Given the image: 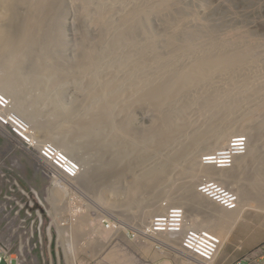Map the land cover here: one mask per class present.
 Instances as JSON below:
<instances>
[{
	"label": "rangeland",
	"instance_id": "1",
	"mask_svg": "<svg viewBox=\"0 0 264 264\" xmlns=\"http://www.w3.org/2000/svg\"><path fill=\"white\" fill-rule=\"evenodd\" d=\"M36 1L20 0L21 3L14 5L17 15L28 14L31 3ZM229 1L226 0L228 6L233 7L232 12L231 14L226 12L223 15L228 17L234 14L235 19H237L236 24H239L237 25L238 29H240V24H247L249 28L257 32L259 30V34L264 33V0H259L253 10L246 9L248 4L254 2L253 0H237L239 6L234 3V0ZM109 2L115 4V0H109ZM191 3L197 14L205 12L200 8H195L197 6L194 5L193 1ZM244 8L247 11H244ZM209 14L211 15V13ZM70 20V8L66 6L60 20L62 31L58 35L43 34L46 31L45 21L39 25L32 23L30 26L33 30L31 32L29 28L28 35H22L19 31L12 30L9 34L10 41L3 40L4 47L0 48V75L6 73L8 69L9 59L4 60L6 55L2 52V49L6 48L11 53L13 52L12 54L16 57L14 62H17L13 63L10 89L12 88L13 93L24 99L23 110L26 116L34 120L35 125L24 114L23 116L31 124L37 138L50 140L48 139L51 138L49 136H64V140L78 150L75 153L77 158L82 160L84 157H88L93 165L94 169H92H98L99 172L92 176L91 180L94 179L95 181L89 180L90 182H87V174H83L77 180L67 181L66 186L61 187L60 190L56 189L46 175V167L50 165L40 159L38 150L25 146L16 137L12 127L0 124V244L11 252L18 251V256L26 259L23 264H51V262L59 264L56 254L59 252L63 257V251L65 255H68L69 249L67 245L66 247L61 246L59 239L61 230L56 225H52V230H49V225L53 219L49 210L53 211L57 222L66 225L64 234L65 238L69 239L70 235L67 232H69V226L72 222L71 212L73 209H79L82 212V218L76 222L77 227L74 228L72 239L77 250L76 256L79 257L81 264L89 262L95 264L96 261H91L92 258L99 259L100 264H178L169 246L165 248L160 246L159 249H156L152 245V242L158 243L164 240L159 238V240L153 241L146 237L143 238V235L141 237L138 234V230H141L142 224L148 220L151 212L158 211L155 210L157 201L160 202L161 199H166L170 195L176 196L177 192L182 195L185 182L192 179L188 177L186 172L192 160L190 149L193 148L199 138L201 139V136L191 130H203L202 132L205 131L204 134H206L207 131L210 132L213 129L215 122L224 123L231 119L233 122L235 121L234 130H242V127L245 126L253 134L260 119L264 117V100L261 95V92L264 91V40L258 44L254 63L249 61L246 63L247 65L245 64L246 66L240 67V70L227 71L223 75L225 78L216 75L212 77L214 79L204 83L197 81L193 85L196 89L190 87L188 93L176 97L175 104L182 108L187 100L193 103L191 107H184L185 109L181 110L182 117L180 116L181 123H178L179 125L176 118L171 121V125L168 124L167 134L168 139H170L168 143L164 136L161 137L167 130L160 132L159 112L157 111L160 108L157 103L155 104L156 101L145 98L142 104L126 107L122 101L116 99L113 106H107L108 101L102 99L94 91L95 89L90 88L92 86L89 79L82 71L84 59H82V48L77 39L79 29L70 30ZM85 33L87 40L93 42L94 35ZM248 46V43H244L243 48ZM253 65L255 66L253 67ZM111 78L113 79V77ZM240 86H247L246 88L251 87L256 90L250 93L243 90L246 95L249 94L246 96L243 92L238 91ZM114 87L119 88L116 81H114ZM229 88H232V91ZM127 96V92H125L126 100ZM248 97H251V102H249L252 105L247 102ZM242 98L246 100L243 101ZM217 102H223L226 107H221ZM230 107L231 109H229ZM233 108L237 109L233 110ZM33 112L37 115L33 116ZM90 116L93 117L91 122ZM228 116L232 117L228 118ZM109 119H113L115 129H111L109 126ZM84 126L93 130L90 132L91 137L89 139L83 137L82 128ZM178 126L187 128L180 131ZM194 127L197 128L194 129ZM263 128H260L262 133L259 139L263 142L260 141L261 145L258 147V160L249 166L251 169H247L246 176L244 175L247 183L254 180L255 173L264 171ZM108 135L117 136V138L116 140L115 137L114 139H105ZM151 135L154 138H149ZM126 136H130V139L125 138ZM36 142L39 143L38 140ZM127 145H130L131 149L127 150L129 154L123 163V168L126 169L124 175L115 182V185L108 180L102 185L98 184V180L103 177L100 173L101 170H99L103 161L112 156L116 149H126ZM171 147L173 150L178 149V152L170 151L169 148ZM99 148L102 149L99 150ZM141 149H146L143 153L147 154V160L146 158L138 160ZM202 150L203 148L198 150L199 152L197 151L199 155L197 158L205 151ZM169 152L174 156H179V160L173 168L166 164L165 158ZM159 160L161 161L158 172L152 173L150 178L140 187V190H137V195L144 197L143 201L137 206L127 205L126 201L132 194L129 188L132 172L137 173L143 168L149 167L151 162L153 164ZM91 183L94 185L92 186ZM257 183L259 187L254 186L255 190H252L251 193L250 204L252 209L247 215V221H241L232 229L230 235L223 242L214 264H235L239 258L255 247L264 246V205L260 204L258 200L260 187L264 185V176L258 179ZM261 191L264 192V189ZM154 201L155 203L151 204ZM170 201L174 202L171 199ZM19 203L29 207L31 215L27 212L26 207L21 209L18 214ZM143 209H151L146 218L140 212ZM59 211L62 214L58 215ZM40 215L42 217L41 225ZM103 218H111L120 222L126 230L124 232H112L103 229L99 225ZM97 228L98 231L93 234ZM22 244L23 247H21Z\"/></svg>",
	"mask_w": 264,
	"mask_h": 264
},
{
	"label": "bare ground",
	"instance_id": "2",
	"mask_svg": "<svg viewBox=\"0 0 264 264\" xmlns=\"http://www.w3.org/2000/svg\"><path fill=\"white\" fill-rule=\"evenodd\" d=\"M191 1L197 6L195 8H200L203 12L205 11V14H197ZM191 1L115 0V4H111L109 0H37L36 2H30L31 7L29 6L28 14L17 15V10L14 8V5L19 4L20 0H0V48L4 47L3 40H6V42L10 41L9 34L12 30L19 31L22 35H28V32L33 30L30 26L32 23H38L39 25L45 21L46 31L43 34L46 33L53 36L58 35L62 31L60 27L61 15L63 14L65 7L68 6L71 14L70 30L73 31L75 28L79 29L77 39L82 48V59H84V61H82L84 62V69L82 71L85 72L84 74L88 77L87 79H89L92 86L90 88L95 89L94 91H96L102 99L108 101L107 106H113V103H115L114 100L116 99L122 101L126 107L128 105L142 104L145 98H150L156 101L155 104L157 103V106L160 108L159 110L156 109L159 112V124H157L159 125L160 132H162V130H167L165 134L160 135L161 137L164 136L169 143L170 139H168L169 136L167 134L168 126L171 125V121L175 118L177 119V124L181 123V110H184V107H191L193 103L192 101L187 100L182 108L175 104L176 97L188 93L190 87L195 88L193 85L197 81L204 83L214 79L212 77L216 75L219 77L225 75L227 71L235 72L243 65L246 66V63L249 61L254 63L256 59V51L259 46L258 44L264 40V33L259 34V30L257 32L249 28L247 24H240V29H238L237 25L239 24H236L237 19H235L234 14L228 17L223 15L226 12L231 14L233 8L228 6L226 0ZM238 1L234 0V3H237V6L240 5ZM253 1L254 2L250 5L248 4L246 7L247 10H253L254 6L259 3V0ZM246 9L244 8V11H247ZM208 13H211L212 16L210 14L208 15ZM29 28L30 30L28 31ZM85 32L94 35L93 42L87 40ZM244 43H248L249 46L243 48ZM2 52L6 55L4 60L9 59V61L7 63V72L0 75V93L10 100V109H14V111L20 116H23V114L26 116L23 110L24 99L19 95H16V93H13V90L11 91L12 88L10 89V75L12 74L13 63H17L14 62L16 57L12 54L13 52L11 53V51L6 48H3ZM254 66L255 65H253V67ZM250 68H252V66H250ZM226 75L228 76V74ZM258 76L260 77L261 75ZM111 77H113V79ZM239 80L242 79L239 78ZM114 81L117 82L119 88L114 87ZM246 87L240 86L238 91L243 92L244 90L250 93L253 90H256L251 87ZM229 89L232 91V88ZM125 92H127L128 95L127 100L125 98ZM246 92L243 93L246 95ZM261 93L264 100V91ZM246 96H249V94ZM244 98L247 97L244 96ZM244 98H242L243 101L246 100ZM250 99L251 97H248V103L251 102ZM217 104L223 108L226 107L223 102H217ZM250 105L252 104L250 103ZM229 109H231V107ZM235 109L233 108V110ZM222 111H225V109H222ZM87 114L89 113L87 112ZM32 115L36 116L37 114L35 115L33 112ZM94 115L96 116V114ZM26 117L33 125H35L32 118H29L28 116ZM229 117L232 116H228V118ZM92 118L93 117L90 118V122L93 120ZM8 121H10V119ZM109 121L111 129H115L113 119H109ZM215 123L213 129L210 130V132L207 131L206 134H204L205 131L204 133L202 132L203 130H191L195 132V134L197 133L201 136V139L199 138L194 146L191 144V147L193 146V148L190 149L192 160L190 161L189 168L186 172L188 177H191L192 179L185 182L182 195H179L177 192L176 196L170 195L167 196L168 198L166 199L170 204H181L187 208V210L185 209V214L186 217L188 216V220L192 226L212 229L221 236L222 242H224L236 225L241 221H247V215L249 214L250 209H252L250 204L252 190H255L254 186L257 188L259 187L257 186V180L264 176V171H259L255 173V177L253 174L254 180H251L250 183H247L244 178L246 170H250L251 168L249 166L255 163L259 157L258 147H260L259 145L263 142L259 139V136L261 137L262 133V129L260 130V128L264 127V117L260 119L253 134L250 133V130L246 129L245 126L242 127V130H234L235 121L233 122L231 119H229V122L220 123L217 121ZM182 127L183 126H178V129L183 131L187 128L185 126L184 128ZM196 128L194 127V129ZM30 129L34 134V138H36L32 127H30ZM82 130L84 135H81H83L85 139H87V137L89 139L91 137L90 132H93V130L86 126H84ZM236 133H241L237 135L246 136L247 146L248 142H250V144L248 151L244 153L245 155L234 156V160L236 158V161L233 167L222 169L223 167L217 168L213 165L206 167L202 166L199 162V158H197L199 156L197 153L198 150H201L202 148L205 150L204 152H217L218 150H223L225 149V146L231 143L233 137L236 136L237 138H241L237 136ZM53 134L55 133L53 132ZM93 136L94 135H92V138H94ZM49 137L51 138L48 139L57 144L59 148L66 151L73 158H76L77 160L79 159L75 154L78 150L72 146V144H68V142L64 140V136ZM114 137L116 140L117 136ZM114 137L108 135L105 139H114ZM125 138L130 139V136H126ZM149 138H154V136L151 135ZM242 141H244V139H237L235 145H242ZM35 145H37V142ZM125 148L126 149L123 150L116 149L113 155L110 154L112 156H107L108 158L103 161L99 168L103 177L100 178L101 180H98V184L102 185L108 180L110 182L112 181L115 185V182L124 175L126 169L123 168V163L128 156L127 154H129V152L127 153V150L131 149V147L130 145H127ZM100 149L102 148H99V150ZM105 149L107 150V148ZM169 149L170 151L173 150L172 147ZM145 150L141 149V155H138V160H144L146 158L147 154L145 155L143 153ZM173 151V153H177L178 149ZM147 159L148 158H146V160ZM165 160L167 161V166L173 168L179 160V156H174L169 152ZM78 161L84 168L83 174H87V182L92 179L93 174L99 172L97 171L98 169L93 170V165L88 157H84L82 160L79 159ZM160 161L161 160L153 164L151 162L149 167L141 168L142 170L137 173L132 172L131 184L129 185L132 194H130L126 201L127 205H132L133 207V205L137 206L143 201L144 197L137 195V190H140V187L150 178L152 173L158 172ZM51 172L54 173L55 178L58 179L57 182H59L62 187L66 186L67 180L65 178L59 175V173L53 168H51ZM203 173H209L211 176L215 175L217 176V179L236 189V191H238L237 195L240 194L241 198L239 209L235 211L223 209L199 194L195 190V185L198 177ZM154 179L156 178L154 177ZM93 180H91V182ZM151 180L153 181V179ZM93 183H91L92 186L94 185ZM260 188L263 190L264 185ZM261 189L258 200L260 204L264 205V192L261 191ZM257 191H259V189H257ZM169 198L174 202H171ZM153 203H155V201L151 204ZM159 204L160 203L157 201V207L155 210L158 211L156 212H159L162 209ZM126 207L128 208V206ZM140 212L143 217L146 218L148 214H150L151 209H143ZM152 214L155 213L151 212L150 216ZM155 238H160L168 244L169 248L173 251L175 261L178 264H214L212 261L202 262L186 256L179 250L180 243L178 240L173 239L170 234L160 233ZM64 245L65 247L67 245L68 249L70 248L68 243H65Z\"/></svg>",
	"mask_w": 264,
	"mask_h": 264
},
{
	"label": "built area",
	"instance_id": "3",
	"mask_svg": "<svg viewBox=\"0 0 264 264\" xmlns=\"http://www.w3.org/2000/svg\"><path fill=\"white\" fill-rule=\"evenodd\" d=\"M10 108V100L0 93V119L5 124L11 125L29 146H35L37 139L34 138L28 121L16 113L14 109ZM9 119L10 121H8ZM237 136L241 138L233 137L231 143L224 147L225 149L218 150L217 152L212 151V153L208 152L210 154H202L200 163L203 166L213 165L217 168L223 167L222 169L231 168L235 162L234 156L243 155L248 150L247 137L243 135ZM237 139H244L242 141L243 144L235 145ZM40 152L42 157L50 161L56 170L65 177L76 179L81 174V165L76 160H72L70 156L52 142H43L40 144ZM197 191L227 210H236L240 205V196L237 195V191L210 174L200 176ZM160 207L162 211L154 214L146 222L141 230V234L151 239H154L160 233L170 234L173 239L178 240L180 243L179 250L186 256L204 262L214 260L222 244V239L218 234L207 228L190 226L187 222L185 207L183 205L170 204L167 200H163ZM17 213H20V209L17 210ZM71 214L73 216L72 222L69 226V232H67L70 235L69 239H66L65 236L63 238V234H60L61 246L65 247L64 244L68 243L70 248L69 252H67L68 255H65L64 251L63 257L59 253L56 255L59 264H81L79 257L76 256L77 250L72 237L74 224L81 218L82 212L79 209H73ZM29 215H31L30 212ZM99 225L107 231L121 232L124 230L120 222L110 218L101 219ZM61 226L66 228L65 224ZM97 231L98 228L94 230L93 234ZM132 234L135 235L134 233ZM154 246L155 248H159L162 245L156 243ZM21 247H23V244ZM18 254V251H7L0 244V262L5 259L9 264H23L24 258H20ZM91 261H96L95 264L101 263L97 258H92ZM51 264L53 263L51 262ZM84 264H91V262ZM237 264H264V246L253 250L250 254L238 261Z\"/></svg>",
	"mask_w": 264,
	"mask_h": 264
},
{
	"label": "clouds",
	"instance_id": "4",
	"mask_svg": "<svg viewBox=\"0 0 264 264\" xmlns=\"http://www.w3.org/2000/svg\"><path fill=\"white\" fill-rule=\"evenodd\" d=\"M22 117H24V116H22ZM25 118V117H24ZM26 119V118H25ZM29 122V121H28ZM0 124L2 125V126H7V127H12L11 125H8V124H5L4 123V121L3 120H1L0 119ZM30 127H31V124H30ZM12 129H13V132L15 133V135H16V137H18L22 142H23V144L25 145V146H27L28 148H34V149H37L38 150V153H39V155H40V159L44 162V163H48L49 165H50V167L51 168H53V169H55L56 170V168L52 165V163L50 162V161H48V160H46L45 158H43L42 157V155H41V152H40V144H42L43 142H52L53 144H55L53 141H51V140H42V139H38L37 138V136H36V139L38 140V144L37 145H35V146H29L18 134H17V132L15 131V129L12 127ZM34 131V130H33ZM237 134H241V133H236V135ZM242 134H245V133H242ZM245 135H247V134H245ZM249 144H250V142H249ZM56 146H57V144H55ZM58 147V146H57ZM59 148V147H58ZM60 150H62L61 148H59ZM248 149H249V145H248ZM62 151H64V150H62ZM248 151V150H247ZM68 156H70V154H68L66 151H64ZM212 152V151H211ZM205 153H208V152H203L202 154H205ZM202 154H201V156H202ZM243 155H245V154H243ZM201 156L199 157V162H200V158H201ZM237 156H241V155H237ZM72 159H74V160H76L80 165H81V167H82V172H81V174L78 176V178H76V179H70V178H67V177H65L63 174H61L60 172H58L57 170V172L59 173V175H61L63 178H65L67 181H74V180H77V179H79L80 177H81V175L83 174V172H84V168H83V166H82V164L76 159V158H73L72 156H70ZM235 161H236V158H235ZM234 165H235V162H234ZM233 165V166H234ZM47 166V165H46ZM203 166V165H202ZM232 166V167H233ZM50 167H46V170H47V173H46V171H45V173H46V175L50 178V181H51V183H52V185H53V187L54 188H56V189H59L60 190V188L62 187L61 185H60V183L59 182H57V178H55V175H54V173L53 172H51V168ZM204 167H206V166H204ZM227 169H229V168H227ZM203 174H209V173H203ZM203 174H201V175H203ZM200 175V176H201ZM200 176L198 177V180H197V182H196V185H195V190L197 191V184H198V181H199V178H200ZM213 177H216L217 178V176H215V175H213ZM62 178V179H63ZM221 181V180H220ZM233 188V187H232ZM22 189V191H24L23 190V188H21ZM236 190V189H235ZM198 192V191H197ZM238 192V191H237ZM199 193V192H198ZM199 194H201V193H199ZM202 195V194H201ZM202 196H204V195H202ZM239 196H240V194H239ZM205 198H207L208 200H210L211 202H213V203H215V204H217L216 202H214V201H212L211 199H209L208 197H206V196H204ZM241 199V198H240ZM163 200H167V199H161L160 200V204H161V202L163 201ZM169 203V202H168ZM160 204H159V206H160ZM19 205H20V210L21 209H24L26 206H24V205H22L21 203H19ZM181 205V204H180ZM218 206H220L219 204H217ZM241 205V204H240ZM240 205H239V207H240ZM221 208H223L222 206H220ZM239 207L237 208V209H239ZM26 209H27V212L29 213V210H30V208L29 207H26ZM185 209L187 210V208L185 207ZM223 209H225V208H223ZM236 209V210H237ZM227 210V209H226ZM161 211H162V209H161ZM229 211H235V210H229ZM49 212H50V214H51V216H52V220H51V223H50V225H49V230L51 229L52 230V225H57V227L59 228V230H61L60 231V234H63V238H64V236H65V234H64V230L66 229L65 227H63V226H61L62 224H60V222L58 221L57 222V220H56V218H55V215L53 214V211L52 210H49ZM160 212V211H159ZM40 214H42L41 212H39ZM156 213H158V212H155V214ZM60 214H62V213H60V211L58 212V215H60ZM152 216H154V214H152L149 218H148V220L152 217ZM82 218V217H81ZM80 218V219H81ZM187 218V222H188V224L190 225V226H192V224L190 223V221L188 220V216L186 217ZM111 219V218H110ZM148 220L146 221V222H148ZM40 225L42 224V217H41V215H40ZM78 221V220H77ZM76 221V222H77ZM76 222H75V224H74V228H76L75 226H76ZM146 222L144 223V224H142V226H141V230H142V228H143V226L146 224ZM123 226V225H122ZM124 227V226H123ZM193 227H196V226H193ZM74 228H73V233H74ZM197 228H205V227H197ZM207 229H209V228H207ZM126 229H125V227H124V230L122 231V232H124ZM141 230H138L139 231V235L141 236V235H143V234H141ZM210 230H212V229H210ZM212 231H214V230H212ZM52 232V231H51ZM215 232V231H214ZM216 233V232H215ZM216 234H218V233H216ZM135 235H137V234H135ZM219 235V234H218ZM144 236V235H143ZM157 236V235H156ZM220 236V235H219ZM142 237V236H141ZM146 236H144L143 238H145ZM221 237V236H220ZM60 238H61V236H60ZM59 238V239H60ZM146 238H148V237H146ZM150 240H153V241H155V240H158L159 238H154V239H151V238H149ZM222 239V238H221ZM153 244V246H154V244H156V242H152ZM159 244H161L162 246V248H165L166 246H168V244L165 242V241H159L158 242ZM222 245H223V242H222V244H221V246H220V249H219V251H218V253H217V255H216V257L214 258V260H212V262H215V260H216V258H217V256H218V254L220 253V251H221V248H222ZM155 247V246H154ZM260 246H258V247H255L253 250H255V249H257V248H259ZM5 248V247H4ZM6 249V248H5ZM156 249H159V248H156ZM7 251H10V250H8V249H6ZM253 250H251V251H249V252H247L246 253V255H243L241 258H239L237 261H236V263L235 264H237L238 263V261H240L242 258H244L245 256H247L248 254H250ZM59 253V252H58ZM57 255V254H56ZM52 256V255H51ZM61 256V255H60ZM193 259H196V258H193ZM7 264H9V262L7 261V260H5V259H3ZM2 260V261H3ZM197 260H199V259H197ZM1 261V262H2ZM24 261H26V259H24ZM200 261H202V260H200ZM0 262V263H1ZM202 262H204V261H202ZM211 262V261H210Z\"/></svg>",
	"mask_w": 264,
	"mask_h": 264
},
{
	"label": "water",
	"instance_id": "5",
	"mask_svg": "<svg viewBox=\"0 0 264 264\" xmlns=\"http://www.w3.org/2000/svg\"><path fill=\"white\" fill-rule=\"evenodd\" d=\"M0 264H7L4 260Z\"/></svg>",
	"mask_w": 264,
	"mask_h": 264
}]
</instances>
